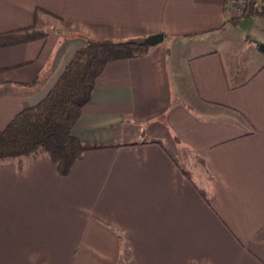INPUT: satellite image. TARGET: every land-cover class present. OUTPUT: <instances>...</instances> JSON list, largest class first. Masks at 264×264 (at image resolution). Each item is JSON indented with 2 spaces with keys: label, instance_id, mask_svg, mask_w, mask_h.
<instances>
[{
  "label": "crops",
  "instance_id": "0c3cea01",
  "mask_svg": "<svg viewBox=\"0 0 264 264\" xmlns=\"http://www.w3.org/2000/svg\"><path fill=\"white\" fill-rule=\"evenodd\" d=\"M236 4L0 0V33H45L0 48V131L45 98L84 37L163 35L106 63L72 129L111 147L66 176L45 156L0 162V264H264V53L248 51V78L231 83L218 48ZM204 39L208 51L176 52Z\"/></svg>",
  "mask_w": 264,
  "mask_h": 264
},
{
  "label": "trees",
  "instance_id": "16d2710c",
  "mask_svg": "<svg viewBox=\"0 0 264 264\" xmlns=\"http://www.w3.org/2000/svg\"><path fill=\"white\" fill-rule=\"evenodd\" d=\"M255 17L264 20V3L243 0L240 19ZM44 35L32 27L0 33V48ZM84 41L45 98L23 109L0 131V162L17 159L21 170L22 159L45 156L55 164L60 176H66L84 152L111 147L82 142L72 129L83 106L90 101L95 80L106 63L144 56L151 47L139 38L114 41L84 37Z\"/></svg>",
  "mask_w": 264,
  "mask_h": 264
},
{
  "label": "rangeland",
  "instance_id": "374dc122",
  "mask_svg": "<svg viewBox=\"0 0 264 264\" xmlns=\"http://www.w3.org/2000/svg\"><path fill=\"white\" fill-rule=\"evenodd\" d=\"M242 3L243 0H239V4H236L234 9L235 14H233V17L227 19L230 24L226 23L225 29L227 30L228 28L229 31L224 33L222 36H219L221 39L220 44L224 47V51L222 47L218 48H221L220 52L222 60L224 61L226 73L231 83H241L248 78V64L250 61L248 51L252 50L254 52V57H257L256 55L258 54L256 51H258V49L256 48V44L264 43V20H260V18L257 19L256 17L255 19H240ZM258 3L262 4L264 2L258 0ZM210 49V41L204 39L202 42L191 43L184 48H178L176 52H178L181 56L182 54L184 56H187L188 54L194 56L202 50L208 51ZM176 52L174 53V56H177ZM259 55L264 57V54ZM251 61L255 68L256 62L253 60V57ZM234 75L238 78L241 75L243 79L235 80Z\"/></svg>",
  "mask_w": 264,
  "mask_h": 264
},
{
  "label": "water",
  "instance_id": "95a60500",
  "mask_svg": "<svg viewBox=\"0 0 264 264\" xmlns=\"http://www.w3.org/2000/svg\"><path fill=\"white\" fill-rule=\"evenodd\" d=\"M163 41V35L158 33V34H153L150 35L146 38L143 39V44L148 46V47H154ZM258 51L261 53H264V44H259L257 47Z\"/></svg>",
  "mask_w": 264,
  "mask_h": 264
}]
</instances>
